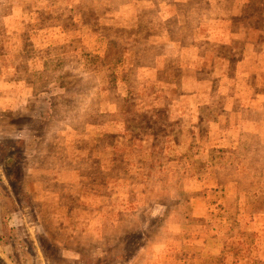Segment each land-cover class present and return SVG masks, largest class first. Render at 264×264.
Returning <instances> with one entry per match:
<instances>
[{"label":"rangeland","instance_id":"1","mask_svg":"<svg viewBox=\"0 0 264 264\" xmlns=\"http://www.w3.org/2000/svg\"><path fill=\"white\" fill-rule=\"evenodd\" d=\"M0 264H264V0H0Z\"/></svg>","mask_w":264,"mask_h":264},{"label":"trees","instance_id":"2","mask_svg":"<svg viewBox=\"0 0 264 264\" xmlns=\"http://www.w3.org/2000/svg\"><path fill=\"white\" fill-rule=\"evenodd\" d=\"M132 116H133V114H132ZM5 159H7V160L4 162V166L10 167V170H11L13 168V162L10 160V158H5ZM120 257L125 258V255L122 254V256H120Z\"/></svg>","mask_w":264,"mask_h":264}]
</instances>
